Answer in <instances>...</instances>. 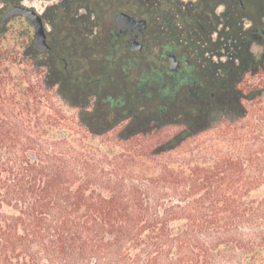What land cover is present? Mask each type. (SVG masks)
Here are the masks:
<instances>
[{
    "label": "trees",
    "instance_id": "16d2710c",
    "mask_svg": "<svg viewBox=\"0 0 264 264\" xmlns=\"http://www.w3.org/2000/svg\"><path fill=\"white\" fill-rule=\"evenodd\" d=\"M226 1L229 57L210 62L200 100L142 94L126 123L100 125L96 92L75 102L55 91L78 109L65 122L53 94L33 106L41 86L0 77V264H264V49L251 50L240 21L241 1L258 4ZM50 78L46 94L75 79L65 67Z\"/></svg>",
    "mask_w": 264,
    "mask_h": 264
},
{
    "label": "rangeland",
    "instance_id": "374dc122",
    "mask_svg": "<svg viewBox=\"0 0 264 264\" xmlns=\"http://www.w3.org/2000/svg\"><path fill=\"white\" fill-rule=\"evenodd\" d=\"M21 2L45 13V18L49 21L46 25L49 29L48 41L53 50H40L35 46V27L30 19L13 16L7 22L2 21L0 77H10L9 83L17 89H25L30 84L33 88L36 85L41 86V97H36L33 89L30 92V102L33 106L39 101L47 104L55 91L71 92L75 102L83 101L86 91H90L97 93L90 97V106L102 105L106 109L99 116L98 124L113 125L124 120L129 104L142 98V94L144 98L141 78L149 71L148 69H151L132 65L129 59L148 56V52L151 51L149 47L154 45L148 41L146 48L141 53L135 54L129 53V48L123 47V44L114 48L106 47L113 38L111 30H118L116 17L121 11L135 14L138 19L148 21L146 33L142 37L155 35L161 40L160 47L157 46L155 53L148 56L149 61L156 62L160 54L166 55L167 52L174 50V0H73L70 5L67 0H21ZM185 3L184 1L181 4ZM255 3L258 5L246 4V9L241 11L244 18L243 29H247V24H251L252 17L257 13L259 17L256 23L263 22L259 7H263L261 14L264 15V0H255ZM1 4L0 16L14 5V3L10 6L6 5L5 0ZM85 14L87 20L83 18ZM89 15H92L90 19H88ZM165 19L171 21L172 25L165 22ZM263 44L254 42L251 50L260 54L264 49ZM210 54V61L213 62L225 61L229 57L224 56V53ZM36 55L41 56L44 63L49 62L52 67L45 64L39 67L32 65L31 62ZM111 55H114V61L107 59ZM67 63L68 72L75 79L68 84L62 81L55 85L53 92L46 94L44 86L51 81L52 74H63ZM247 79L249 82L255 81L252 75L247 76ZM52 101L61 105L66 111L65 122L72 121L73 116L77 115L78 109L71 107L58 94L52 95ZM126 122L125 120L121 123ZM176 130L177 127L168 126L162 134L174 135ZM53 131L54 134H60L68 129ZM79 132L80 135L88 133L84 130ZM115 132L114 129L103 136H113ZM101 139L102 137H99L97 141Z\"/></svg>",
    "mask_w": 264,
    "mask_h": 264
},
{
    "label": "flooded vegetation",
    "instance_id": "af4514ba",
    "mask_svg": "<svg viewBox=\"0 0 264 264\" xmlns=\"http://www.w3.org/2000/svg\"><path fill=\"white\" fill-rule=\"evenodd\" d=\"M185 4H181L183 2ZM0 0V8L2 7ZM12 5V2H6ZM240 9L245 10L246 4L242 1ZM219 10V12H218ZM232 12V7L226 0H174V50L166 55L160 54L156 62L149 61V55H153L161 40L157 36H144L148 27V21L141 28L111 30L113 38L107 44V48H114L123 44L130 48L131 40L136 38L141 42L140 50H130L129 53H141L146 48L148 41L154 47L148 52V56L132 57L129 60L132 65H141L149 71L141 78L142 88L146 99L151 104L169 105L174 107L184 105L192 98L198 100L205 98L211 88L210 57L211 54L226 53L227 16ZM46 17L45 13H43ZM138 19L135 14H131ZM263 22L256 23L259 16H253L247 29L251 34V45L254 42L264 43V15L260 14ZM243 17L240 20L243 23ZM139 20V19H138ZM0 16V25L2 23ZM51 45V44H50ZM49 51L53 50L51 48ZM174 57V67H171V58ZM222 57V56H221ZM114 61V55L107 57ZM219 62V61H218ZM217 63V62H215ZM68 71V63L65 66Z\"/></svg>",
    "mask_w": 264,
    "mask_h": 264
},
{
    "label": "water",
    "instance_id": "95a60500",
    "mask_svg": "<svg viewBox=\"0 0 264 264\" xmlns=\"http://www.w3.org/2000/svg\"><path fill=\"white\" fill-rule=\"evenodd\" d=\"M13 16H24L32 21L35 27V46L40 50H48L51 45L48 41V31L46 25L49 23L44 14L37 11L33 6H28L25 3L14 4L5 14L2 15V20L7 22ZM116 22L119 29H135L141 28L146 24L145 19H136L130 13L121 11L116 17ZM264 33V29H263ZM130 50H140L141 42L136 38L131 40ZM171 67H174V57L171 58Z\"/></svg>",
    "mask_w": 264,
    "mask_h": 264
}]
</instances>
